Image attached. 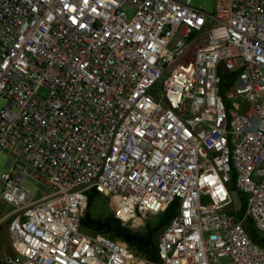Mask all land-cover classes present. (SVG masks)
<instances>
[{
	"label": "built area",
	"instance_id": "obj_1",
	"mask_svg": "<svg viewBox=\"0 0 264 264\" xmlns=\"http://www.w3.org/2000/svg\"><path fill=\"white\" fill-rule=\"evenodd\" d=\"M214 1L0 0L4 264H264V0ZM92 191L134 231L176 204L157 261L83 230Z\"/></svg>",
	"mask_w": 264,
	"mask_h": 264
},
{
	"label": "trees",
	"instance_id": "obj_2",
	"mask_svg": "<svg viewBox=\"0 0 264 264\" xmlns=\"http://www.w3.org/2000/svg\"><path fill=\"white\" fill-rule=\"evenodd\" d=\"M96 196L100 195L95 191L89 194L88 207L81 219L83 230L92 233H101L110 239L122 241L139 257L149 261H157V242L159 240V235L173 217L176 211V204L161 214L156 223L149 220L144 231L140 232L126 227L114 214L101 218H93L89 213V209ZM242 202L240 213L244 212L246 208V200L244 197H242ZM246 227L251 239L264 247V235L256 230L252 222ZM0 264H4L1 259Z\"/></svg>",
	"mask_w": 264,
	"mask_h": 264
},
{
	"label": "rangeland",
	"instance_id": "obj_3",
	"mask_svg": "<svg viewBox=\"0 0 264 264\" xmlns=\"http://www.w3.org/2000/svg\"><path fill=\"white\" fill-rule=\"evenodd\" d=\"M193 6L196 8L201 9L202 11L213 14L215 10V1L214 0H193ZM7 106V101H5L0 96V109H3ZM9 158L6 154L0 152V176L6 172H8L7 162ZM247 201V197H244ZM233 204L229 207V210L232 211L235 215L239 214V210L242 207V196L239 194L234 195L233 197ZM203 204H210V200L207 197H204L202 199ZM10 210L6 208L4 210V214L6 215ZM89 213L93 218H101L106 217L109 215H112L115 213V210L111 206V203L107 197L104 196H96L94 200L92 201V204L89 209ZM159 217H152L150 218V221L153 223H156ZM250 223V221L247 223V225ZM2 228H0V259L4 260V257L6 255L13 254L14 251L12 247H10L9 240L6 236V230L8 227V224L2 223ZM140 232L144 231V229H140ZM261 233V232H260ZM262 234V233H261ZM161 235V234H160ZM159 235V237H160ZM264 235V234H263ZM218 264H231V258L230 257H224L219 260Z\"/></svg>",
	"mask_w": 264,
	"mask_h": 264
},
{
	"label": "crops",
	"instance_id": "obj_4",
	"mask_svg": "<svg viewBox=\"0 0 264 264\" xmlns=\"http://www.w3.org/2000/svg\"><path fill=\"white\" fill-rule=\"evenodd\" d=\"M5 207V208H4ZM3 208H4V210L6 209V208H8L10 211L6 214V215H3L4 214V211L2 212V215H0V228H2V223H7L8 224V226H9V223H10V218H8L7 216L8 215H10V213L14 210L11 206H3ZM6 236H7V238H8V240H9V233H8V227H7V230H6ZM9 243H10V240H9ZM10 247H12L11 246V244H10Z\"/></svg>",
	"mask_w": 264,
	"mask_h": 264
},
{
	"label": "water",
	"instance_id": "obj_5",
	"mask_svg": "<svg viewBox=\"0 0 264 264\" xmlns=\"http://www.w3.org/2000/svg\"><path fill=\"white\" fill-rule=\"evenodd\" d=\"M7 165V164H6Z\"/></svg>",
	"mask_w": 264,
	"mask_h": 264
}]
</instances>
